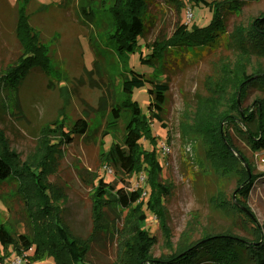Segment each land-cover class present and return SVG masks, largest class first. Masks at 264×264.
Masks as SVG:
<instances>
[{
    "label": "rangeland",
    "instance_id": "rangeland-1",
    "mask_svg": "<svg viewBox=\"0 0 264 264\" xmlns=\"http://www.w3.org/2000/svg\"><path fill=\"white\" fill-rule=\"evenodd\" d=\"M61 1L0 0V74L16 65L24 52L18 19L21 10L25 9L30 25L49 51L51 66L50 72L33 68L15 92L0 90V128L21 162L44 165L52 204L73 234L88 238L94 232L92 208L98 176L110 184L113 197L117 189L124 187L130 193L133 206L146 202L153 189L151 183L155 176L147 163L143 162L141 169L132 176H126L102 161L103 154L115 140L107 133L113 107H118L124 97L121 95V78L133 67L149 77L164 79L170 85L163 122L154 119L151 124L163 168L156 178L161 185L160 199L165 216L163 224L159 215L144 204L145 229L156 237L152 256L171 255L212 232L231 233L250 240L257 237L259 231L264 236V150L254 152L242 137L234 135L236 146L248 159L249 169L259 175L250 196L245 198L235 193L237 175L230 174L229 170H217L207 158L201 139L191 130L200 100L212 96L211 84L218 79L219 65L225 62L233 67L237 52L224 46L207 49L202 54L198 51L177 54L170 50L161 70L143 66L139 60L140 55L148 57L158 50L153 43L170 38L179 23L208 24L211 10L191 4L178 10L169 0H150L147 30L141 37V42L146 45L143 44L141 54H125L119 53L112 37L115 29L110 12L112 0H89L96 12L93 19L81 15L80 0L60 5ZM189 9L193 10L191 17L188 16ZM263 12L264 0L245 1L239 15H227L228 31L238 24L249 25ZM251 59L249 71L264 68V57L252 56ZM153 66L157 67L159 63ZM148 87L134 93V99L147 113L151 101ZM261 95L258 87H251L245 105L252 104ZM129 116L127 112L121 119L116 135L123 131ZM63 117L72 121L86 117L90 132L77 136L71 144L51 136L49 144H56V147L51 151L42 148L43 129ZM141 143L143 149H153L148 139H142ZM164 146L169 152H165ZM16 189L17 183L13 180L0 182V221L16 234H29L28 204ZM153 192L157 193V187ZM103 211L104 227L95 234L87 255L88 261L94 264L116 261L118 231L127 213L118 204L107 206ZM247 213L251 218L245 215ZM16 256L20 255L13 253L9 260ZM23 264L28 263L24 260ZM32 264H55V261L45 256Z\"/></svg>",
    "mask_w": 264,
    "mask_h": 264
},
{
    "label": "trees",
    "instance_id": "trees-1",
    "mask_svg": "<svg viewBox=\"0 0 264 264\" xmlns=\"http://www.w3.org/2000/svg\"><path fill=\"white\" fill-rule=\"evenodd\" d=\"M69 1L62 0L59 4ZM80 1L81 15L86 19L95 18L96 12L91 8V2ZM112 1L110 12L115 23L112 37L119 53L141 54L143 44L146 45L141 42V37L147 30L146 14L150 0ZM169 1L178 10L186 4L206 6L212 12L211 20L206 25L179 23L170 38L153 43L158 50L152 51L151 56H139L140 63L161 70L165 55L170 50L177 54L192 51L202 54L207 49L224 46L237 52L233 67L225 62L219 65L218 79L211 84L212 96L200 100L191 130L201 139L207 158L217 170H229L230 174L237 175L235 193L248 198L259 175H254L249 169L248 159L236 146L234 135L242 137L254 152L264 150V68L257 67L249 71L252 56L264 57V12L249 25L238 24L229 32L227 15H239L247 0ZM29 21L26 9L21 10L18 32L21 41L23 40L24 52L16 65L1 72L0 90L17 91L19 84L33 68L51 71L49 51L41 43ZM155 62L159 66L154 67L153 64H157ZM254 86L259 88L262 95L257 96L252 104L245 105L250 88ZM145 87H148L151 95L148 113L134 99L135 91ZM120 88L124 97H121L118 107H113L110 131L107 133L115 140L103 154L102 161L104 165L112 166L126 176H132L141 169L143 162L147 163L149 171L155 176L148 200L133 206L130 193L124 187L117 189L113 197L110 184L98 176L92 208L94 232L88 238L78 237L66 224L58 208L52 204L44 165L21 162L19 154L11 149L8 138L0 128V182L13 180L17 183L16 191L28 204L31 221L29 234H16L9 225L0 221V264L9 260L13 253L20 255L28 264L45 256L52 257L55 264H94L88 261L87 255L95 234L104 227L103 209L117 204L127 213L123 226L118 231L117 259L111 264H264V236L260 231L253 240L231 233H207L171 255L160 258L152 256L156 237L145 229L147 214L143 210L144 204L159 215L163 224L165 216L160 199L161 185L156 178L163 168L158 159L157 141L152 134L151 124L154 119L163 122L162 114L170 85L164 79L149 77L147 73L131 67L121 78ZM127 112L130 116L126 119L123 131L116 135L118 124L126 117ZM90 128L86 117H78L74 121L67 120L66 117L55 120L43 129L41 147L48 151L56 147V144H49L48 138L51 136L58 137L60 142L71 144L77 136L90 132ZM145 138L152 143L153 149H143L141 141ZM156 187L157 193H154ZM112 201L114 202L111 203ZM236 209L242 212L237 206ZM245 215L250 217L248 213ZM165 228L168 230L166 226ZM30 250H33L32 254L27 255Z\"/></svg>",
    "mask_w": 264,
    "mask_h": 264
},
{
    "label": "built area",
    "instance_id": "built-area-1",
    "mask_svg": "<svg viewBox=\"0 0 264 264\" xmlns=\"http://www.w3.org/2000/svg\"><path fill=\"white\" fill-rule=\"evenodd\" d=\"M193 10L189 9L188 11V16L191 17L193 16ZM165 148V152H169V148H167L166 146H164ZM24 263V259L21 257V256H16L14 259H11V260H7L5 263H2V264H23Z\"/></svg>",
    "mask_w": 264,
    "mask_h": 264
}]
</instances>
